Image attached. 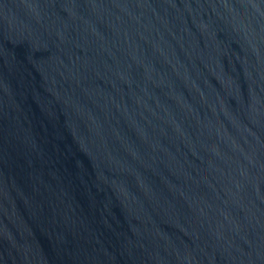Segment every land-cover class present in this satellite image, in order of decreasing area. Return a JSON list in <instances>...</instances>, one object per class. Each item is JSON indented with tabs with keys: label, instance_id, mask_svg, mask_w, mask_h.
Listing matches in <instances>:
<instances>
[{
	"label": "water",
	"instance_id": "obj_1",
	"mask_svg": "<svg viewBox=\"0 0 264 264\" xmlns=\"http://www.w3.org/2000/svg\"><path fill=\"white\" fill-rule=\"evenodd\" d=\"M0 264H264V0H0Z\"/></svg>",
	"mask_w": 264,
	"mask_h": 264
}]
</instances>
